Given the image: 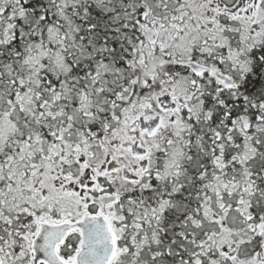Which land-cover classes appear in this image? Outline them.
Listing matches in <instances>:
<instances>
[{
	"label": "snow or ice",
	"instance_id": "obj_1",
	"mask_svg": "<svg viewBox=\"0 0 264 264\" xmlns=\"http://www.w3.org/2000/svg\"><path fill=\"white\" fill-rule=\"evenodd\" d=\"M0 264H264V0H0Z\"/></svg>",
	"mask_w": 264,
	"mask_h": 264
}]
</instances>
